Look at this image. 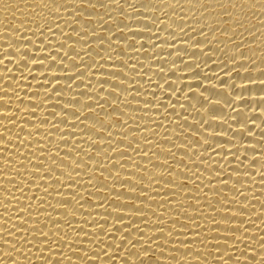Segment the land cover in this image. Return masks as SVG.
Listing matches in <instances>:
<instances>
[{"label":"bare ground","instance_id":"bare-ground-1","mask_svg":"<svg viewBox=\"0 0 264 264\" xmlns=\"http://www.w3.org/2000/svg\"><path fill=\"white\" fill-rule=\"evenodd\" d=\"M0 264H264V0H0Z\"/></svg>","mask_w":264,"mask_h":264}]
</instances>
